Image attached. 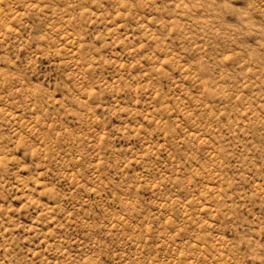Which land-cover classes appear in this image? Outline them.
Here are the masks:
<instances>
[{"label":"rangeland","instance_id":"374dc122","mask_svg":"<svg viewBox=\"0 0 264 264\" xmlns=\"http://www.w3.org/2000/svg\"><path fill=\"white\" fill-rule=\"evenodd\" d=\"M0 264H264V0H0Z\"/></svg>","mask_w":264,"mask_h":264}]
</instances>
